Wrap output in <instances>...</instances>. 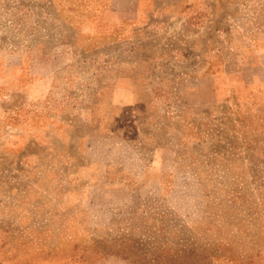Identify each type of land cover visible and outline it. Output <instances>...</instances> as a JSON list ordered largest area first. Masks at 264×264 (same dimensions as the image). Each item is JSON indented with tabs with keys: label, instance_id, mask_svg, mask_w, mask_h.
<instances>
[{
	"label": "rangeland",
	"instance_id": "1",
	"mask_svg": "<svg viewBox=\"0 0 264 264\" xmlns=\"http://www.w3.org/2000/svg\"><path fill=\"white\" fill-rule=\"evenodd\" d=\"M0 264H264V0H0Z\"/></svg>",
	"mask_w": 264,
	"mask_h": 264
}]
</instances>
